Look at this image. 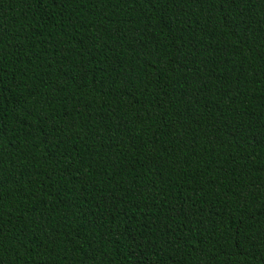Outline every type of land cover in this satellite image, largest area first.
I'll use <instances>...</instances> for the list:
<instances>
[{
	"label": "trees",
	"instance_id": "16d2710c",
	"mask_svg": "<svg viewBox=\"0 0 264 264\" xmlns=\"http://www.w3.org/2000/svg\"><path fill=\"white\" fill-rule=\"evenodd\" d=\"M0 264H264V0H0Z\"/></svg>",
	"mask_w": 264,
	"mask_h": 264
}]
</instances>
